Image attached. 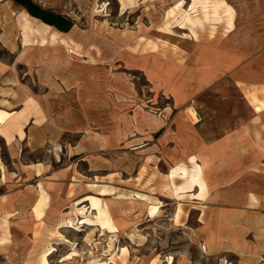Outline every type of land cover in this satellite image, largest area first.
I'll list each match as a JSON object with an SVG mask.
<instances>
[{"label":"rangeland","instance_id":"obj_1","mask_svg":"<svg viewBox=\"0 0 264 264\" xmlns=\"http://www.w3.org/2000/svg\"><path fill=\"white\" fill-rule=\"evenodd\" d=\"M31 1L65 16L62 25L72 20L89 33L108 36L114 29L135 30L139 24L144 26L151 22L161 24L160 30L165 34H172L176 26V36L190 31L197 40L215 42L233 30V20L235 30L229 38L238 37L251 43L259 34L264 36V0H181L175 4L174 0ZM19 10V5L12 0H0V60L9 65L22 82L30 84L36 81L37 66L32 64L38 55L19 44ZM47 29L45 27L44 32ZM185 34L183 36L187 37ZM58 35L52 32L51 40H56ZM149 35L158 36L154 32ZM149 42L152 49L157 48ZM246 51L243 58L230 64L223 84L212 82L210 88L178 109L167 95L155 90L142 72L114 64L102 66L101 87L94 88L91 82H86L84 92L86 115L92 118L97 110L95 104L99 103V118H93L102 126L97 129V123L92 122L85 130L86 136L100 130L102 137L116 136L115 145L101 146L100 164L67 155L70 149H66L65 142L67 138L72 140L66 136H62L63 144L45 145L37 150H30L25 144L12 149L0 139V264H239L233 253L208 254L205 250L203 227L198 220L204 218L206 209L195 202L202 198L194 191L205 183L204 163L196 160L195 154H190L189 160H171L180 153L179 145L171 144V136L165 144H156L159 135L172 131L176 114L186 127L193 126L205 136L209 135L204 126L220 124L225 117V121L230 122L229 128L206 129L210 136L214 133L217 137L231 130L238 116L252 115L248 98L252 105L253 96L264 104V85H261L264 84V57H259L257 48ZM69 57L83 59L71 51ZM33 86L36 88V84ZM255 105L259 106L258 101ZM163 108L168 109L163 112ZM189 108L195 109L201 117L198 123H190ZM216 110L222 112L217 115ZM256 114L264 115V111ZM147 115L164 120L165 126L142 129L138 124ZM5 117L6 114L0 112V121ZM142 136H149V148H141L144 146ZM132 139L137 143H130ZM86 149H90L88 145ZM17 151L23 161L45 159L51 169L73 163L88 176L86 180H110L113 195L103 197L92 188H70L68 194L77 196L65 200L67 188L58 190L57 196L50 198V204H55L53 213L57 212L60 217L55 224L60 222L61 228H56L55 224L52 227L37 225L30 245L24 235L30 230L29 206L35 199V188L29 186L35 184V178L19 171L13 155ZM175 166L173 177L171 168ZM97 168L94 178L92 173ZM167 174L171 184L175 180L176 188L170 187ZM84 194L87 196L78 199ZM105 201L109 203L113 220ZM98 207L110 220L109 226L99 228L114 233L99 232L92 226L101 223Z\"/></svg>","mask_w":264,"mask_h":264},{"label":"crops","instance_id":"obj_2","mask_svg":"<svg viewBox=\"0 0 264 264\" xmlns=\"http://www.w3.org/2000/svg\"><path fill=\"white\" fill-rule=\"evenodd\" d=\"M12 1L20 7L17 19L19 44L24 50L38 55L32 64L37 66L36 81L32 84L22 82L12 68L0 60V112L6 114L4 120L0 121V139L12 149L23 144L28 145L30 150L45 145H59L64 142L62 136H66L72 140L66 139V149H70L67 155H77L81 161L92 159L95 164H100L101 146L115 145L116 136L102 137L101 130L93 136H86L85 130L90 128L92 122L97 123V129H102V126L101 122L94 120L95 117L99 118L101 112L99 103L95 104L97 110H92L95 113L91 115L92 118L86 115L84 92L86 82H91L94 88L101 87L102 66L114 64L142 72L155 90L167 95L173 107L178 109L193 96L210 88L212 82L223 84L230 64L243 58L247 49L257 48L259 57H264V36L261 34L251 43L238 37L229 38L235 30L234 20L233 30L215 42L197 40L190 31L183 33L187 37L176 36V26L172 28V34H165L160 30L161 24L151 22L144 26L139 24L135 30L114 29L108 36L89 33L72 20L67 30H60L30 15L21 4ZM180 1L174 0V4ZM38 6L65 17L54 10ZM45 27H48L46 32ZM54 31L59 35L56 40H51ZM152 32L158 36L149 35ZM148 41L157 48L152 49ZM70 51L85 60L71 59ZM35 84L36 88L33 86ZM211 98L214 99L213 96ZM257 101L259 106L255 105ZM247 103L252 108V115L238 116L236 125L217 137L214 133L210 136L206 129L229 128L230 122L228 119L226 122L225 117L220 120V124L215 122L208 127L204 126L209 137L199 134L193 126L186 127L179 120L181 116L176 114L174 128L170 133L159 135L156 145L165 144L171 136V144L179 145L180 149L178 156L173 155L171 160H189L190 154H195L196 160L204 163L205 173L202 175L205 183L202 188L194 190L202 199L193 200L206 209L204 218L198 220L203 227L202 240L206 252L233 253L239 264H264V115L256 114L264 111V104L254 96L253 105L249 98ZM95 105L91 108L94 109ZM192 108L187 109V112L193 113ZM167 109L163 108L162 111ZM110 111L114 112V108ZM217 112L221 113L222 110H216L218 115ZM142 118L143 121L138 124L142 129H161L165 126L164 120H157L151 115ZM182 129L185 131L182 132ZM144 136L141 138L144 145L141 148H149V136ZM130 143L137 142L132 139ZM86 145L90 149L85 150ZM13 155L19 171L35 178V184L29 186L35 188V199L29 206L30 230L28 235H24L30 245L37 225L52 227L60 219L57 212L53 213L55 204H50V198L56 197L58 190L67 188L65 200L77 196L68 194L70 188H92L94 193L103 197L113 195L110 180H86L88 176L73 163L51 169L45 159L26 162L20 152H14ZM175 168H171L173 177L176 175ZM95 170L98 168L92 173L94 178L97 177ZM103 176L107 177L105 174ZM167 178L170 182V175L167 174ZM170 187L176 188L175 180L173 184L170 182ZM105 202L113 220L109 203ZM98 210L102 214L101 223L92 226L99 232L114 233L100 229L109 226L110 220L105 211L98 207L97 213ZM59 223L55 224L58 229L61 228Z\"/></svg>","mask_w":264,"mask_h":264},{"label":"trees","instance_id":"obj_3","mask_svg":"<svg viewBox=\"0 0 264 264\" xmlns=\"http://www.w3.org/2000/svg\"><path fill=\"white\" fill-rule=\"evenodd\" d=\"M19 4H21L28 12L30 15L37 17L41 19L43 22L54 25L56 28L60 30H67L70 26V22H65V24H60L64 23V20L62 17L53 14L47 10H43L40 8L37 4L33 3L31 0H15Z\"/></svg>","mask_w":264,"mask_h":264},{"label":"built area","instance_id":"obj_4","mask_svg":"<svg viewBox=\"0 0 264 264\" xmlns=\"http://www.w3.org/2000/svg\"><path fill=\"white\" fill-rule=\"evenodd\" d=\"M188 118H189L190 122L193 124H196L201 120V117L199 116V114L195 110H193V113L188 114Z\"/></svg>","mask_w":264,"mask_h":264},{"label":"bare ground","instance_id":"obj_5","mask_svg":"<svg viewBox=\"0 0 264 264\" xmlns=\"http://www.w3.org/2000/svg\"><path fill=\"white\" fill-rule=\"evenodd\" d=\"M69 53V52H68ZM84 59V58H83ZM85 60V59H84Z\"/></svg>","mask_w":264,"mask_h":264}]
</instances>
